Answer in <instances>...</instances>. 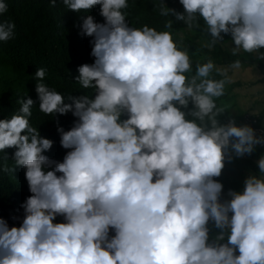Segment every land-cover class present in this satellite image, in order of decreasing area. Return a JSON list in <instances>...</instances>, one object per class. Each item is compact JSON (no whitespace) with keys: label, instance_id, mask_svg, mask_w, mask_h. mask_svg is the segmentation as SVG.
Segmentation results:
<instances>
[{"label":"clouds","instance_id":"9594fccd","mask_svg":"<svg viewBox=\"0 0 264 264\" xmlns=\"http://www.w3.org/2000/svg\"><path fill=\"white\" fill-rule=\"evenodd\" d=\"M62 2L78 13L101 6L103 23L87 15L80 25V34L92 37L95 60L75 77L95 95L68 96L43 82L44 68L35 72L39 111L78 118L71 130L57 129L63 157L57 142L31 126L32 98L17 101L20 114L0 120V152L16 149L15 166L26 169L32 193L19 227L0 218V264H264V155L243 192L225 194L214 179L226 162L264 145L253 127L236 123L249 113L219 119L225 108L214 98L233 82L226 71L209 59L191 74L188 50L171 31L129 26L122 11L128 0ZM179 3L184 12L164 0L154 5L161 17H175L165 29L175 22L200 29L211 37L209 49L230 34L233 56L254 53L264 61V0ZM7 11L0 0L2 42L15 36V23L3 19ZM231 67L239 69L241 60ZM0 170L14 168L5 162ZM57 216L66 222L54 223ZM212 227L219 233L210 238Z\"/></svg>","mask_w":264,"mask_h":264},{"label":"trees","instance_id":"16d2710c","mask_svg":"<svg viewBox=\"0 0 264 264\" xmlns=\"http://www.w3.org/2000/svg\"><path fill=\"white\" fill-rule=\"evenodd\" d=\"M4 2L8 5V11L3 15V19H10L15 23L16 28L13 39L7 42L0 41V120L11 119L13 115L20 114L21 105L17 101L22 98H32L35 106L29 118L31 126L37 128L42 137L57 142L58 154L63 157L64 148L61 146V136L57 129L63 127L65 131L71 130L78 118L71 112L58 117L54 114L41 113L34 74L38 68H44L46 76L43 82L50 88L64 92L68 96L87 94L90 98H94V92L91 89H83L75 77L79 75L77 70L79 66L92 64L95 60L91 55L92 37L82 36L80 25L87 15H92L97 23H103L104 18L100 15L101 6L96 5L87 12L78 13L67 9L62 0H57L55 7L50 5V0H4ZM160 2L161 0H128L129 7L122 11L129 13L126 20L130 27L141 28L147 24L158 31H171L178 47L181 50H188L193 69L191 74H195L197 62L203 64L209 59L215 65L229 67L237 59L241 60V67H249L257 63L253 53L242 52L233 56L224 44H217L209 49L205 45L210 41V35H206L200 29L189 31L183 22H175L172 29H165L164 21L167 19L175 21V17H161L158 9L154 10V5ZM164 2L169 8L184 12L179 0H164ZM200 23L202 28L206 26L202 18ZM225 41L226 44L231 41L230 34L225 35ZM261 51L264 52V49ZM259 65L263 67L262 61H259ZM212 78L220 80L224 77L215 73L212 74ZM227 97L225 94L224 97L214 98L218 107L225 108L223 116L219 118L222 122H226L229 117L236 118L231 114V101ZM65 100L66 103H71L67 98ZM124 118L127 117L123 116L122 119ZM259 119L262 124V118ZM15 151V148H8L0 152V169L5 162L9 168H14L12 173L0 170V218L8 223L9 228L19 227L22 224L24 209L21 205L32 195L25 177L26 169L15 166ZM261 155L263 149L254 151L247 159H234L227 169L242 168L259 172L257 160ZM221 178L222 175L214 179L221 183ZM227 191L224 186V193L226 194ZM64 222L66 221L62 216H57L54 220V223ZM209 226H212L211 221ZM218 233L219 230L212 227L210 238ZM113 235H115L114 230H110V236ZM236 254H239L238 250Z\"/></svg>","mask_w":264,"mask_h":264},{"label":"rangeland","instance_id":"374dc122","mask_svg":"<svg viewBox=\"0 0 264 264\" xmlns=\"http://www.w3.org/2000/svg\"><path fill=\"white\" fill-rule=\"evenodd\" d=\"M224 45L227 46L229 50L230 48L228 45L234 47L232 41ZM253 55L256 58L258 54L253 53ZM262 64L263 67L261 68L257 60L255 65L240 67L239 69H233L226 65H216L221 71H226V75L233 81L225 86V94L231 101V113L234 114V116H242L245 113L256 114L260 117L263 114L262 116H264V112L258 113L257 111H264V61H262ZM212 74H215V72ZM262 119L264 121V118ZM231 163L226 162L220 180L227 190L233 189L238 192L243 191L244 181L249 175L254 174L259 176V172H251L243 170L242 168L236 170L227 169L228 165H232ZM225 198H227L226 195Z\"/></svg>","mask_w":264,"mask_h":264},{"label":"built area","instance_id":"2783aa9c","mask_svg":"<svg viewBox=\"0 0 264 264\" xmlns=\"http://www.w3.org/2000/svg\"><path fill=\"white\" fill-rule=\"evenodd\" d=\"M259 117L253 114H246L236 120L238 125H249L253 127L258 136H264V126L260 123ZM264 145L256 146V149L263 148Z\"/></svg>","mask_w":264,"mask_h":264},{"label":"crops","instance_id":"0c3cea01","mask_svg":"<svg viewBox=\"0 0 264 264\" xmlns=\"http://www.w3.org/2000/svg\"><path fill=\"white\" fill-rule=\"evenodd\" d=\"M257 111H258V113H263V112H264L263 110H260V111L257 110ZM257 111H256V112H257ZM231 114H232V113H231ZM233 115H234V114H233ZM262 115H263V114H262ZM262 115H261V118H264V116H262ZM262 121H263V119H262ZM263 123H264V121H263ZM263 154H264V150H263Z\"/></svg>","mask_w":264,"mask_h":264}]
</instances>
